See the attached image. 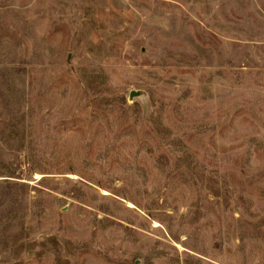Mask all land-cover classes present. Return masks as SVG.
Masks as SVG:
<instances>
[{
	"label": "rangeland",
	"instance_id": "obj_1",
	"mask_svg": "<svg viewBox=\"0 0 264 264\" xmlns=\"http://www.w3.org/2000/svg\"><path fill=\"white\" fill-rule=\"evenodd\" d=\"M0 264H264V0H0Z\"/></svg>",
	"mask_w": 264,
	"mask_h": 264
},
{
	"label": "water",
	"instance_id": "obj_2",
	"mask_svg": "<svg viewBox=\"0 0 264 264\" xmlns=\"http://www.w3.org/2000/svg\"><path fill=\"white\" fill-rule=\"evenodd\" d=\"M129 99L131 102L135 100L142 101L144 105H146V93L141 90H132L129 94Z\"/></svg>",
	"mask_w": 264,
	"mask_h": 264
},
{
	"label": "trees",
	"instance_id": "obj_3",
	"mask_svg": "<svg viewBox=\"0 0 264 264\" xmlns=\"http://www.w3.org/2000/svg\"><path fill=\"white\" fill-rule=\"evenodd\" d=\"M10 187H13V186H10ZM11 202L16 203V202H18V201H17L16 198H13ZM14 209H15V208H14Z\"/></svg>",
	"mask_w": 264,
	"mask_h": 264
}]
</instances>
